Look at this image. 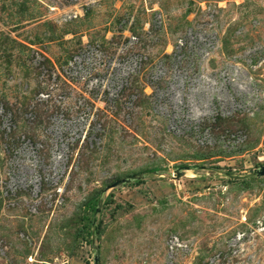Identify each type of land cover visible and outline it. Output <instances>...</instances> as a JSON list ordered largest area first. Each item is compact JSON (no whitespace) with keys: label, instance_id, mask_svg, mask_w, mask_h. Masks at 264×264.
I'll list each match as a JSON object with an SVG mask.
<instances>
[{"label":"rangeland","instance_id":"374dc122","mask_svg":"<svg viewBox=\"0 0 264 264\" xmlns=\"http://www.w3.org/2000/svg\"><path fill=\"white\" fill-rule=\"evenodd\" d=\"M263 164L264 0H0V264H92L100 197V264H264Z\"/></svg>","mask_w":264,"mask_h":264},{"label":"water","instance_id":"95a60500","mask_svg":"<svg viewBox=\"0 0 264 264\" xmlns=\"http://www.w3.org/2000/svg\"><path fill=\"white\" fill-rule=\"evenodd\" d=\"M191 167H187V166H178L175 170L174 173H176V177H180L185 175V170L190 169ZM213 169V168H210ZM227 176L231 177V178H237V177H245V178H249V177H262L264 176V164L260 165L254 169H250L248 171L247 174L245 175H235V174H231V173H226ZM146 178V175L144 173H137V174H133V175H129L120 179L115 180L114 182H112L111 184H109L106 189L108 188H112V187H117L120 185H124L126 183H130V182H134L136 180H143ZM101 204H102V197H100L97 201L96 207H95V211H94V216L92 218V230H91V245L93 248V254H92V264H100L99 262V253L97 251V238H98V227H97V214L100 211L101 208Z\"/></svg>","mask_w":264,"mask_h":264},{"label":"trees","instance_id":"16d2710c","mask_svg":"<svg viewBox=\"0 0 264 264\" xmlns=\"http://www.w3.org/2000/svg\"><path fill=\"white\" fill-rule=\"evenodd\" d=\"M192 168H197V167H192ZM142 182V180H136V181H134V182H130V183H126V184H124V185H129V184H139V183H141ZM96 204H97V200H93V201H90V203H89V206H90V208L94 211L95 210V207H96ZM97 227H98V237H100V234H101V232H102V230H101V227H100V223H98L97 224ZM98 239V238H97ZM90 244H91V240H90ZM99 253V252H98ZM99 262H100V260H99Z\"/></svg>","mask_w":264,"mask_h":264}]
</instances>
